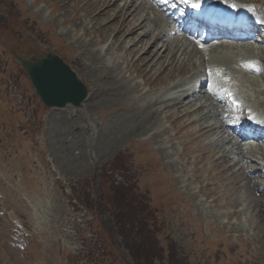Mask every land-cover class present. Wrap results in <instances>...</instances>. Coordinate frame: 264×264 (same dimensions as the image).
Instances as JSON below:
<instances>
[{
    "label": "rangeland",
    "instance_id": "obj_1",
    "mask_svg": "<svg viewBox=\"0 0 264 264\" xmlns=\"http://www.w3.org/2000/svg\"><path fill=\"white\" fill-rule=\"evenodd\" d=\"M101 1L94 8L90 0H0V264H134L126 243L142 239L112 227V189L126 180L146 196L143 206L173 264H264V198L236 170L243 163L228 170L239 157L220 159L221 141L213 140L224 138L223 130L201 134L200 123L188 125L173 103L156 111L160 99L174 96L166 90L194 78L197 54L186 49L190 62L182 70L162 73L157 63L151 71L129 70L125 50L135 37L106 36L102 27L113 13L98 16L109 9ZM139 1L136 17H151L150 6ZM235 1L260 6L264 15V0ZM253 47L264 55V47ZM47 49L87 86L81 107L44 108L10 55ZM111 66L118 69L110 76ZM257 78L264 83V74ZM125 85L126 94L112 95ZM257 103L264 111V94ZM145 115L152 123L142 122ZM247 156L261 164L257 153ZM256 175L251 183L258 187Z\"/></svg>",
    "mask_w": 264,
    "mask_h": 264
},
{
    "label": "bare ground",
    "instance_id": "obj_2",
    "mask_svg": "<svg viewBox=\"0 0 264 264\" xmlns=\"http://www.w3.org/2000/svg\"><path fill=\"white\" fill-rule=\"evenodd\" d=\"M98 1L99 0H90V5L93 6L94 8L95 7L98 8V4H99ZM101 2L103 4L108 2L109 3V5H108L109 9L100 11V13H98V16L101 15V16L105 17L106 14L108 13V11H111V8H112V13H113L112 18L110 19L111 20L110 23H108L106 27L105 26L102 27V30L106 34V36L108 37V34L110 32H115V35L113 36V40H117L118 42H119L120 37L124 34H126L127 37H129V36L132 38L135 37L134 39H132L129 47L125 50V52H127L129 55V60H130L129 64H128V66L130 65L129 70H131L132 67L134 68V67L138 66L139 73H141V70H143V69L145 70V68H147V69L149 68V71H151L158 64V70L160 72L164 73V71H166L168 68H170V70H173L175 67H178V69L182 70L184 63H187L189 61V57H187L188 53L185 52L186 51L185 45L183 43L180 44L181 41H175V40H169V39H168L169 41H167V36H168L167 33H165L164 31H162L158 28H154V30L152 31L151 29H148L146 27V23L148 21L150 23L154 24L153 26L157 27L156 25L160 22L159 17L153 16L152 20H150V18L147 17L148 15L144 16L141 14V15H139V17H136V14L134 12H136V11L139 12V8L141 7L140 4L136 5V3H138V2H136V0H126L125 2H124V0H104ZM133 20L134 21L136 20L135 24H131ZM130 24H131V26L128 28V25H130ZM146 28L148 29V31L144 32L143 30ZM142 32H144V34H141ZM153 32H154V34H153ZM136 38H138V39H136ZM185 40L188 41L187 38ZM159 41H161L162 43L160 44ZM190 44L191 43L189 42L188 45H190ZM116 48L118 50H123L122 43H119ZM211 48H212L211 57H213V58L210 59V62L211 61L215 62V70L221 74V75L217 74L219 77V81H218L217 85H222L223 83H227L228 84L227 86H230V87L233 86L240 91L244 90L245 94L249 95L248 100L251 103L254 101H257V95L259 96L261 94H264V91L262 92V91L258 90L259 87L261 86L262 82L259 81V78H257V77H260L261 73H259L257 71L256 79H254L253 77H250V76H252V74H247L249 77H246V72H244V70L239 65H235L238 57L236 56V54L233 53V51L237 48L232 47V49H231V47H230V50H228V49L221 50L223 52H219L218 55H215V53L218 52L217 51L218 49H223V47L219 46L217 48L216 47H211ZM240 51H244V50H240ZM189 53L198 54L197 50L192 49V48L189 51ZM99 54H100V52L98 53V55ZM241 56L244 57L245 59H248L250 57V54L247 51H245L244 53L241 54ZM100 57L97 56L98 61H99V59H101ZM263 61H264V57H263ZM202 65L203 64H201V66ZM199 67H200V64H199ZM102 68H105V66L102 65ZM102 68L100 67V70H102ZM114 68H117V66H114V67L111 66L110 70L107 69V72L109 73L110 76H111V74H112L111 72ZM179 74H180V72H179ZM262 74H264V72ZM192 76H194V78H196V73L192 74ZM243 77L247 78V79L243 80ZM194 78H192V79H194ZM189 79H191V78H189ZM189 81L190 80L183 83V86H181V87L179 85H175L174 87H171L170 89L167 90L168 91L167 93L171 92V94H172L179 87L180 88L177 92L178 94L186 93L185 90H181V89L186 87L189 84ZM262 85L264 86V83ZM250 86H251L252 90L249 89ZM225 87L226 86H224L223 88H225ZM223 88H221L219 91L222 92ZM133 90L135 91V89H133ZM133 90H132V92H133ZM128 91L129 90H127L126 85H125V87L120 86L119 89L118 90L116 89V91H114L112 95H118L119 96L122 94H126V92H128ZM178 94L174 98L164 99V100L160 99L159 104H158L160 106L159 107L157 106L158 108L156 109V111H158L160 109V107H162V105H161L162 103H166V102L173 103V104H170V107L176 106L175 107L176 110L178 112H182L180 114H183L185 117L188 118V120L186 119L188 125H191L194 123H200V126L197 129H198V132H200L201 134H203V133L210 134L211 133L212 135H214L213 132H215L217 130V128L222 129L223 126L219 120L218 121L215 120L216 122L214 121L215 123L213 125L209 124L210 123L209 117L212 116L215 118L217 113H219V111L217 112L216 110H218L220 108V106H223L221 104L220 100H218V103H217V99L213 95L208 94V96H207L208 98L206 97L205 99L190 101V100H188V98L190 97L189 94H187V95L185 94L186 98H182V97H180L181 95H178ZM154 105H156V103H154ZM167 106L169 107V105H167ZM168 107H165V108L169 109ZM165 108H163V110ZM133 109L134 108L132 106H125L124 107L125 111L132 112V111H134ZM140 110H141L142 114H143V112L145 114V112L148 110V107L141 108ZM193 115H199L198 119H193V117H192ZM151 120L149 121V117L147 115H145L142 122L145 123L146 121H148V123H152ZM133 122L140 123L136 119H134ZM133 122H132V124H133ZM134 125H136V124H133V126ZM214 137H215V139L213 141H215V142H219L220 139L222 138L220 136L217 138H216V136H214ZM215 150H217V149H215ZM258 151H261V149H257L256 153L258 156L263 157L262 153H259ZM251 152L255 153V151L253 149ZM217 154L222 157V158H220L221 160L222 159L225 160V159L229 158V156L225 155V152L222 150L221 147L218 150ZM240 156H242L241 162H243V165L241 166V168L236 169V170H239V172L243 170L245 179L247 180V185H249L250 188H252V186L255 187V185H253L251 183V181L249 180V176L251 174L257 172V170L256 169L254 170L253 168H251L247 165L246 162L248 160L245 159V156L241 155V153H240ZM244 161H246V162H244ZM234 167H235V165L232 164L228 168V170L232 171V168H234ZM248 180H249V183H248ZM256 189H258V188H256ZM257 197H259L261 199L264 198V188L262 189L260 194H257ZM261 204H263V203H261ZM262 208L264 209V204L262 205Z\"/></svg>",
    "mask_w": 264,
    "mask_h": 264
},
{
    "label": "trees",
    "instance_id": "obj_3",
    "mask_svg": "<svg viewBox=\"0 0 264 264\" xmlns=\"http://www.w3.org/2000/svg\"><path fill=\"white\" fill-rule=\"evenodd\" d=\"M112 190H114L113 204L115 206L112 212L113 215L115 213L113 229L118 232L131 231L142 239L140 243L139 241H133L132 245L126 243L134 264H173L176 261L175 258L170 254L165 255L157 238L160 231L155 217L143 206L146 203L142 200L146 196L141 194L134 185H130L129 180ZM140 247L144 250L141 253H139Z\"/></svg>",
    "mask_w": 264,
    "mask_h": 264
},
{
    "label": "water",
    "instance_id": "obj_4",
    "mask_svg": "<svg viewBox=\"0 0 264 264\" xmlns=\"http://www.w3.org/2000/svg\"><path fill=\"white\" fill-rule=\"evenodd\" d=\"M13 57L45 107L61 109L71 105L77 108L86 99V86L51 50L39 56L13 54Z\"/></svg>",
    "mask_w": 264,
    "mask_h": 264
},
{
    "label": "snow or ice",
    "instance_id": "obj_5",
    "mask_svg": "<svg viewBox=\"0 0 264 264\" xmlns=\"http://www.w3.org/2000/svg\"><path fill=\"white\" fill-rule=\"evenodd\" d=\"M167 2V0H165ZM182 3L188 4L191 8L199 10L203 0H181Z\"/></svg>",
    "mask_w": 264,
    "mask_h": 264
}]
</instances>
